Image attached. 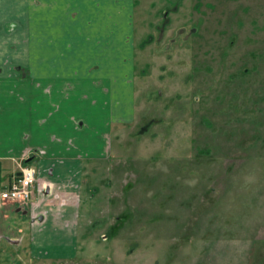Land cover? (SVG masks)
<instances>
[{"label": "rangeland", "instance_id": "rangeland-1", "mask_svg": "<svg viewBox=\"0 0 264 264\" xmlns=\"http://www.w3.org/2000/svg\"><path fill=\"white\" fill-rule=\"evenodd\" d=\"M133 41L134 119L84 177L76 254L5 239L0 264H264V0H139Z\"/></svg>", "mask_w": 264, "mask_h": 264}, {"label": "crops", "instance_id": "crops-1", "mask_svg": "<svg viewBox=\"0 0 264 264\" xmlns=\"http://www.w3.org/2000/svg\"><path fill=\"white\" fill-rule=\"evenodd\" d=\"M135 5L0 0V188L28 158L45 188L24 217L0 206V259L5 239L27 237L32 261L55 245L76 254L84 177L111 157L115 125L135 115Z\"/></svg>", "mask_w": 264, "mask_h": 264}, {"label": "built area", "instance_id": "built-area-1", "mask_svg": "<svg viewBox=\"0 0 264 264\" xmlns=\"http://www.w3.org/2000/svg\"><path fill=\"white\" fill-rule=\"evenodd\" d=\"M38 171L36 166L18 163V171L15 172L11 182L0 188V206L7 203L16 204L17 207H27L37 199L41 192L38 189Z\"/></svg>", "mask_w": 264, "mask_h": 264}, {"label": "trees", "instance_id": "trees-1", "mask_svg": "<svg viewBox=\"0 0 264 264\" xmlns=\"http://www.w3.org/2000/svg\"><path fill=\"white\" fill-rule=\"evenodd\" d=\"M31 160H32V158H28V159L24 160V163L29 164Z\"/></svg>", "mask_w": 264, "mask_h": 264}, {"label": "flooded vegetation", "instance_id": "flooded-vegetation-1", "mask_svg": "<svg viewBox=\"0 0 264 264\" xmlns=\"http://www.w3.org/2000/svg\"><path fill=\"white\" fill-rule=\"evenodd\" d=\"M139 3V0H136V4H138Z\"/></svg>", "mask_w": 264, "mask_h": 264}]
</instances>
